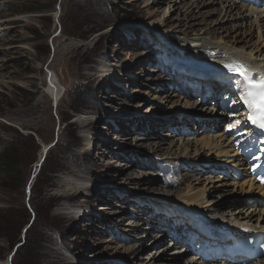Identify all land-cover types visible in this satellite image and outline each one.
Here are the masks:
<instances>
[{
	"label": "rangeland",
	"instance_id": "374dc122",
	"mask_svg": "<svg viewBox=\"0 0 264 264\" xmlns=\"http://www.w3.org/2000/svg\"><path fill=\"white\" fill-rule=\"evenodd\" d=\"M168 1L0 0V264L11 255L12 264H144L164 250L175 256L183 245L173 246L170 217L156 205L163 214L151 222L160 229L148 231L152 208H143L149 201L174 206L193 188L221 200L222 209L241 203L262 208L260 193L243 185L248 176L234 174L233 167H250L237 155L245 138L235 129L240 102L226 83L217 90L194 79L202 75L192 64L211 59L201 56L202 48L184 45L196 34L215 42L204 29L206 20L218 19L208 12L223 5ZM191 9L192 25L184 27ZM233 18L216 26L242 23ZM249 24L234 35L261 50L254 58L264 61V38ZM50 74L62 92L56 100ZM84 120L92 123L82 127ZM218 134L232 135L234 148L215 151L201 144ZM185 140L192 155L183 156ZM160 141L162 152L154 148ZM198 141L202 156L193 158ZM51 144L37 172L40 151ZM169 148L180 155L163 156ZM154 167L163 186L149 175ZM176 171L186 180L168 187ZM74 185L83 194L56 200L75 194ZM107 204L111 209L103 210ZM80 205L87 209H73ZM219 210L203 216H218ZM143 233L149 236L138 239ZM18 244L24 249L13 254ZM179 257L182 264L194 259Z\"/></svg>",
	"mask_w": 264,
	"mask_h": 264
},
{
	"label": "bare ground",
	"instance_id": "6f19581e",
	"mask_svg": "<svg viewBox=\"0 0 264 264\" xmlns=\"http://www.w3.org/2000/svg\"><path fill=\"white\" fill-rule=\"evenodd\" d=\"M196 1L197 2H193L191 6L198 7L199 5L201 6V5H207V4L208 5L209 4H217L218 2L221 3L223 6L221 5L222 8L220 10L213 9V11L208 12V14L216 13L217 17H218L217 20H215V19L210 20V21L206 20V22H208V25H207L206 29H204V32L209 33V34L212 33L214 36L215 42H208V40L204 41V39H203V38H205L204 36L202 38V36L200 37V34H196V37L193 38L194 40L191 38V39L187 40V42L184 44V45H187V48H185L187 50L188 49L191 50L192 48L199 50L202 48V50H204V51H202L203 53L201 52L202 53L201 56H206V57H209L211 59L208 61V63H206V62H201V63L195 62L192 64V66H193V68H196V70H198L200 67L201 69H200V72H198V74L203 75V76L205 74L203 73L202 69H205V68H207L209 70L211 69V71L208 73V75H211L210 79H212V80H205V82L208 83L214 89L222 88L224 83H226L227 85H232L233 90L236 92V95L240 99V97L243 96L244 91L246 90V85H245V82L243 80V77H240L239 75H235V74L229 72V70L225 67V65L239 64L242 66L243 70L247 71L249 76H252L253 71H254L259 76L264 77V61H259L256 58H254L256 53H257V55L260 53L259 56L256 55V57L260 58L262 56L261 50L255 49V48L254 49L250 48L251 46L247 45L248 43L244 42L243 38H239L238 34L234 35L235 31L242 27V24L244 27V24H246L247 21H250L249 27H247V28H249L250 30L252 28L253 29L257 28L259 38H261V39L264 38V9H261L262 7L264 8V3L262 6V2H263L262 0H257V2H255L254 0H196ZM168 2H170V0ZM239 3L242 6H240ZM260 3H261V5H260ZM158 12H159V10H156L155 12L152 13V16H155ZM193 13L194 12H192V9H191L190 11H188L186 18L182 19V21L186 20L184 27L186 25L191 27L192 24H189V21L193 19V16L190 17ZM235 16H238L239 20L242 22L241 24L240 23L233 24L232 26H216V23L221 25L222 21H224L225 19L226 20L230 19V21H231V18H233ZM182 21H180V24L178 27L182 26V23H183ZM213 23H215V25L212 26ZM224 23H230V22L227 21ZM158 26H162V25H158ZM173 32L178 33L175 30ZM223 34H225V35H223ZM245 34H247V35L249 34L247 32V29L245 31ZM209 40H211V39H209ZM242 43H244L242 45L243 47L241 46ZM240 46L243 49H245V48L246 49L243 50V49H241ZM183 52L186 53L187 51L183 50ZM208 52L210 53V55L208 54ZM193 59H195V56L193 57ZM189 72L194 74V72H192V71H189ZM194 79H200V78H194ZM49 90H50V93L54 99L58 98L59 96L61 97L62 92H61L60 86L57 82V79L54 76L49 77ZM240 105L243 109L242 110L243 114L241 115L242 119L239 123L238 128H241V127L248 128L247 134L249 136V140L252 139L251 142L248 141L247 145H251L253 140L256 138H257L256 139L257 142L260 141V144H262L264 142V138L261 137L256 132L255 124L251 120H249V116L252 115L253 113H250L248 107L244 104V102L242 100H241ZM124 120H126V119H124ZM88 121L89 120L82 121L85 124L82 127H86L92 123V121H90V122H88ZM153 122H154L153 124H155V122L157 123V121H155V120ZM236 122H238V121H236ZM78 123L80 124V122H78ZM78 123L75 122V124L73 123V125H76V124L78 125ZM83 123H81V125ZM233 127H235V126H233ZM72 130H73V126L70 128V131H72ZM224 135L219 136V134H218V137L216 135L215 139H213V141L211 143H210L211 139L205 138L201 141V144L204 147H210L211 149H214L215 151L218 148H225L226 149V148L233 147V144L235 142L232 143V135H230L229 137L224 136ZM199 142L200 141L193 143V146H195V153L193 152V156H192L193 158L194 157L199 158L202 156L200 153H197V151L200 150V148L198 149V147H197V144H200ZM156 144L157 145L154 147L155 150H157L158 152H162L164 150V142L160 141V142H157ZM191 144L192 143L189 140H187V141L185 140V142H182L180 144L181 147L184 146L186 148V150H184L185 153L183 156L192 155V153L190 152V148H192ZM171 145H172V142L170 143V147H171ZM46 146L47 145H44L43 148L41 149L39 158L35 163V169L37 170V172L41 168V166L44 163V160L48 154V153H46V149H47ZM174 149H175V147H174ZM174 149L173 148L167 149V152L165 154H163V156L166 155V156L178 157L180 154H177V152H175ZM237 155L241 156L242 152L238 151ZM164 159L166 160L165 157H164ZM168 165H170V164H168ZM176 168H173V170H175ZM154 169H155L154 170L155 172L150 173L149 175L151 176L153 174H156V177H157L156 179H161V174H160L161 170L158 172L155 167H154ZM233 169L235 170V175L240 177L241 179H242L243 175L245 174V172H247L249 170V169L248 170L247 169L246 170H240L237 167H233ZM250 171H251V169H250ZM35 174H36V171L34 172V175ZM187 175L188 174H185V176H187ZM249 175L250 174L248 173L247 176L249 179L247 181H245L243 183V185L248 184V186L253 191L255 190L256 192L258 191V193L262 194L264 191L254 181V179L256 178V174H255V177L254 176L250 177ZM183 180H186V178L183 176V174L180 175L179 172L176 171L175 175H174V179L169 178L167 180V185H168V187L177 188V187L181 186V183L183 182ZM145 181L148 183L150 181V179H146ZM70 184H74V183L71 182ZM161 184H162V186L164 184L162 179H161ZM78 186L76 187L74 185V188L77 189L75 194L71 195V194L63 193L60 195H56V197H57V198L55 197L56 200L60 199L59 201H63V200L68 201V200L72 199V197H75V195L77 193H79V192L82 193L84 188L78 187ZM192 190H190V192L187 195L185 194V196H183L184 200L181 199L177 202L172 201V203H174L173 204L174 206H170V205L163 203V202L152 203L151 201H149L147 203V205H145V208H143V210L145 209L148 211V209L151 208L149 206V203L156 204V205L160 206V208H163L167 212L166 214L169 215V217L171 219L170 222H173V225L168 228V231L170 230L169 231L170 236L172 235L171 238L173 239V241H172L173 246L174 245L175 246L183 245L180 248H178L177 252H173L174 255H175V253H178L175 256L171 255L172 253L165 252L167 250H164V252L158 256H157V253L155 255H153L144 264H182L181 263L182 258H180L179 256L189 255L190 258H194L193 256H190L192 250L188 246V240L186 238L182 237V233L180 231L183 230L184 228L189 229L190 225L192 227L193 225H196V224H201V223L205 224L206 222H205V218H203V215L206 213L214 214V212L215 211L217 212L219 209L220 210H219L218 216L213 217V216L209 215L211 217V218H209L211 222L205 224L206 228H207V226H210L211 224H214L215 227L239 229L240 231L243 229H251V228H255V227H262V229L264 228V205H263L262 200H260L262 208H257V207L252 208L253 205L241 203V204H234L233 206L228 205L226 208H224V206H223V209H222V203L220 202L221 200L220 201L219 200L216 201L215 199L208 200L206 197V192L204 190L196 191L195 193H192ZM258 193H257V196H258ZM181 198H182V196H181ZM129 202H130V200H129ZM61 204L65 205L66 202H63ZM127 204H129V203H127ZM83 206L84 205H80L78 208L74 207L73 209H79V211L82 212L84 209L85 210L87 209V207H83ZM103 207H104L103 210L104 209H106V210L111 209L108 204L103 206ZM116 212H114V213H116ZM90 215L96 216L95 214H90ZM61 219L64 220L62 217H61ZM149 220H150L151 227L147 228L146 230L152 231V230L156 229L158 222H157V224L151 222V221H154L155 218H153V219L149 218ZM135 229H137V228H135ZM127 230L131 231L129 229H127ZM143 235H144V233L141 234L138 239L141 240L142 237L145 238V237L149 236V235H147V236H143ZM166 237L167 236H165L163 239H161V241L166 240ZM143 241H145V239ZM127 251H129V249H127ZM11 261H12V255L10 257L8 256V259L5 261L4 264H11ZM54 262H56V261H54ZM57 262H58V264H61L60 263L61 260L57 259ZM125 263L131 264L130 261L125 262ZM183 264H204V263H202L197 258H194L193 260L188 259ZM212 264H223V263L217 262V263H212ZM258 264H264V261L263 262L259 261Z\"/></svg>",
	"mask_w": 264,
	"mask_h": 264
},
{
	"label": "snow or ice",
	"instance_id": "6c2138e0",
	"mask_svg": "<svg viewBox=\"0 0 264 264\" xmlns=\"http://www.w3.org/2000/svg\"><path fill=\"white\" fill-rule=\"evenodd\" d=\"M225 67L229 72L243 77L246 90L240 99L248 107L250 113H253L249 116V120L264 129V77L258 79L250 77L239 64L225 65Z\"/></svg>",
	"mask_w": 264,
	"mask_h": 264
},
{
	"label": "water",
	"instance_id": "95a60500",
	"mask_svg": "<svg viewBox=\"0 0 264 264\" xmlns=\"http://www.w3.org/2000/svg\"><path fill=\"white\" fill-rule=\"evenodd\" d=\"M49 77H51V74H50ZM55 100H56V99H55ZM51 146H52V144L47 146L46 153L48 152V150H49V148H50ZM33 176H34V175H33ZM18 246H19V244L15 246L14 251H13V254L16 253V251H17V249H18ZM11 264H12V261H11Z\"/></svg>",
	"mask_w": 264,
	"mask_h": 264
},
{
	"label": "trees",
	"instance_id": "16d2710c",
	"mask_svg": "<svg viewBox=\"0 0 264 264\" xmlns=\"http://www.w3.org/2000/svg\"><path fill=\"white\" fill-rule=\"evenodd\" d=\"M12 164H14V161H11V162H8V163H7L8 167H9V166H14V165H12ZM23 249H24V248H18L16 252L19 253V252H20L21 250H23Z\"/></svg>",
	"mask_w": 264,
	"mask_h": 264
}]
</instances>
